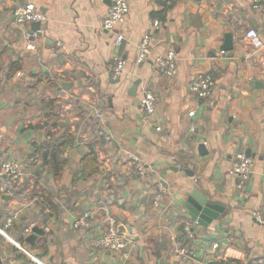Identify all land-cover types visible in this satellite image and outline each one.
<instances>
[{"label": "crops", "instance_id": "obj_1", "mask_svg": "<svg viewBox=\"0 0 264 264\" xmlns=\"http://www.w3.org/2000/svg\"><path fill=\"white\" fill-rule=\"evenodd\" d=\"M112 2L0 0V164L15 161L23 172L16 194L0 195V228L13 220V242L0 235V264H165L170 237L195 222L185 205L196 190L224 213L208 228L193 227L188 264H264V227L252 217L264 204V10L253 0H128L126 23L109 33L102 18ZM25 6L47 22L17 26L13 13ZM250 29L263 43L259 50L245 39ZM147 33L153 57L138 65ZM112 34L124 37L122 49ZM227 36L232 57L222 51ZM169 50L177 55L173 79L155 64ZM118 58L127 68L114 80L110 67ZM200 74L216 81L209 99L190 92ZM142 85L157 97L156 124L140 105ZM63 138L74 147L55 181L38 151ZM91 152L98 172L83 178L81 162ZM130 153L145 163V177ZM239 153L255 162L244 189L229 173ZM103 207L131 239L126 258L97 248L92 228L73 227ZM35 229L43 235L31 245Z\"/></svg>", "mask_w": 264, "mask_h": 264}, {"label": "built area", "instance_id": "obj_2", "mask_svg": "<svg viewBox=\"0 0 264 264\" xmlns=\"http://www.w3.org/2000/svg\"><path fill=\"white\" fill-rule=\"evenodd\" d=\"M253 8L255 10H264V0H253ZM15 24L19 27H24L33 23L44 25L47 22L46 15L39 9L33 6H25L17 8L14 13ZM130 15V5L128 0H113L107 13L102 18V30L109 33L114 31L121 25L125 24ZM155 26L159 25L156 21ZM113 35V34H112ZM114 46L120 48L124 37L122 35H113ZM245 39L250 45L259 50L263 47V43L258 33L250 29L245 35ZM58 46L62 44L58 42ZM35 49V47L30 46ZM153 57V39L149 33L145 34L138 47L136 63L138 65L149 62ZM158 73L168 79H173L177 70V55L173 50H169L162 58L155 62ZM127 68V61L118 58L110 67L111 75L114 80L122 79V76ZM216 87V81L210 74L198 75L190 84V92L199 99H209ZM140 105L146 114L150 123L156 124L158 115V100L154 92L145 85L140 88ZM129 158L135 167L139 176L145 177L147 168L142 159L130 153ZM255 170V162L253 158L246 156L244 153H239L235 156L231 168L230 175L237 180L238 188L244 189L251 181ZM0 195L13 196L18 191L22 179L23 172L19 163L15 161H4L0 164ZM160 192L163 188H159ZM160 195L154 200V205L159 207ZM100 213L102 217H99ZM254 222L264 227V204L255 209L252 213ZM13 220L9 219L3 228H0V235L7 240H13L8 235V230L11 229ZM200 224L195 221L184 226V234L179 237L172 235L170 237L169 253L165 264H188L194 258V233L193 227ZM74 229L92 228L96 237L95 245L97 248L109 251L112 253L122 254L126 258L127 249L131 243V239L124 235L121 231L120 223L113 216L107 207L98 209L92 213H87L83 217L78 218L74 223ZM32 232V228L26 230V234ZM19 250L28 254V252L20 245L16 244Z\"/></svg>", "mask_w": 264, "mask_h": 264}, {"label": "water", "instance_id": "obj_3", "mask_svg": "<svg viewBox=\"0 0 264 264\" xmlns=\"http://www.w3.org/2000/svg\"><path fill=\"white\" fill-rule=\"evenodd\" d=\"M195 1L201 3L203 0H195ZM33 26L37 28H41L42 24L34 23ZM123 47L124 44L122 43L121 49ZM233 49H234L233 38L232 36H227L225 44L222 47V51L224 53H227L229 57H232ZM139 85L140 82L135 83L133 90L136 91ZM256 85L260 86V84L258 83H256ZM261 86L263 87V85ZM39 136L40 138H42V134H40ZM199 150L202 156L207 155L204 146L201 145ZM246 156L250 157L248 153ZM186 173H188L191 177L194 176V174L190 173L189 171H186ZM185 208L189 212V214L193 217V219H195V221H197L201 226L205 228H208L214 221H218L220 216L224 213V208L222 206L211 203L205 196H203L197 190L194 191V193L188 200L187 204L185 205ZM38 235H43V233L42 231L35 229L33 231V235L29 236V238L27 239V242L33 245L37 241Z\"/></svg>", "mask_w": 264, "mask_h": 264}, {"label": "trees", "instance_id": "obj_4", "mask_svg": "<svg viewBox=\"0 0 264 264\" xmlns=\"http://www.w3.org/2000/svg\"><path fill=\"white\" fill-rule=\"evenodd\" d=\"M74 147V140L71 138H63L48 143L44 149L39 150L45 165L52 168L55 181H59L64 173L67 160L64 155L67 151ZM82 170L79 172L83 178L93 176L98 172V163L94 153L84 156L81 162ZM79 177L76 179L78 181ZM218 264H238L235 262H220Z\"/></svg>", "mask_w": 264, "mask_h": 264}]
</instances>
